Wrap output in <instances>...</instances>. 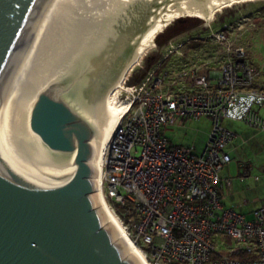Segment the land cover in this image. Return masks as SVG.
Returning <instances> with one entry per match:
<instances>
[{
	"label": "built area",
	"instance_id": "built-area-1",
	"mask_svg": "<svg viewBox=\"0 0 264 264\" xmlns=\"http://www.w3.org/2000/svg\"><path fill=\"white\" fill-rule=\"evenodd\" d=\"M234 54L207 73L150 70L129 86L132 100L107 144L101 189L149 264H264V205L246 218L225 207L218 191L235 137L222 120L264 132L256 113L264 102V88L256 87L262 67L249 64L242 48ZM200 117L211 121L200 151L169 144L166 126Z\"/></svg>",
	"mask_w": 264,
	"mask_h": 264
},
{
	"label": "water",
	"instance_id": "water-1",
	"mask_svg": "<svg viewBox=\"0 0 264 264\" xmlns=\"http://www.w3.org/2000/svg\"><path fill=\"white\" fill-rule=\"evenodd\" d=\"M56 1L0 0V264H141L95 197L104 52L80 42L47 78L15 75Z\"/></svg>",
	"mask_w": 264,
	"mask_h": 264
},
{
	"label": "bare ground",
	"instance_id": "bare-ground-1",
	"mask_svg": "<svg viewBox=\"0 0 264 264\" xmlns=\"http://www.w3.org/2000/svg\"><path fill=\"white\" fill-rule=\"evenodd\" d=\"M239 1L246 0H57L43 19L15 73L28 83L45 79L55 72L80 42H90L104 52L105 59L95 84L91 106L97 127L93 160L97 186L95 197L104 216L141 264L149 263L112 214L101 189V165L107 144L132 100L131 87L122 86L124 93L130 94L131 98L121 102L115 101L112 92L121 87L132 65L150 47L152 37L171 20L183 14L208 19L219 7ZM157 4H162L159 13H156L158 17L146 20L145 17L151 15L149 10ZM123 46L128 49V57L110 72L108 68L113 64L114 56ZM109 73L112 75L109 76Z\"/></svg>",
	"mask_w": 264,
	"mask_h": 264
},
{
	"label": "rangeland",
	"instance_id": "rangeland-1",
	"mask_svg": "<svg viewBox=\"0 0 264 264\" xmlns=\"http://www.w3.org/2000/svg\"><path fill=\"white\" fill-rule=\"evenodd\" d=\"M161 7L162 4H157L151 8V15L146 16V20H155ZM220 32L225 35V39L216 38ZM151 41L150 47L127 72L121 87L112 92L116 102L131 98L130 94L124 93L122 86H132L129 80L146 75L150 70H154L155 75L163 72L172 75L182 69L207 73L218 69L228 59L236 58L234 51L237 48L243 49L245 59L252 66L264 63V0H246L223 5L208 19L195 14H183L171 20ZM127 52L128 49L124 46L118 49L113 64L108 68L110 72L128 57ZM110 75L112 74L109 73ZM221 124L237 134L250 135L254 131L240 121L223 119ZM210 126L211 121L205 117H200L198 122L185 120L182 123L178 120L175 124L166 126L164 134L171 145L187 146L194 143L199 149L204 146ZM247 146L239 149L238 155L232 157L230 164L223 167L220 176L233 177V188L222 199L224 206L233 207L244 213L246 218H250L253 208L264 205V182L262 179L255 181L252 178L258 173L257 157L262 156L258 154L256 146ZM237 157L240 163L253 166L250 170L251 177L244 181H239V176L243 175L240 171L245 167L238 170ZM218 191L221 193L220 189ZM243 201L246 204H242Z\"/></svg>",
	"mask_w": 264,
	"mask_h": 264
},
{
	"label": "crops",
	"instance_id": "crops-1",
	"mask_svg": "<svg viewBox=\"0 0 264 264\" xmlns=\"http://www.w3.org/2000/svg\"><path fill=\"white\" fill-rule=\"evenodd\" d=\"M255 67H262V73H261L260 78L256 82V87L258 89H263L264 88V63H262L261 65H256ZM256 112L260 118L264 119V102L262 103L261 106H259L256 109ZM180 122L184 123L185 120L184 121L181 120ZM195 122H198V121H195ZM225 128L232 131L229 127H225ZM233 133L235 134V137L231 140V142H229L227 144V146L225 148V151L231 157V161H232V157H234L235 155H238L239 149L242 148L243 146L249 145L247 147H250V148H252L251 146H254V147L256 146L258 154H260L262 157H260V158L257 157L258 173L254 174L252 178L254 180L255 176H259L260 177L259 180L262 179V181H263V177H264V157H263L264 156V132L257 130V129H254V131H252V133L250 135H246L244 133H241V134H237L235 132H233ZM192 144L194 145L196 151H199L200 149H202L201 147L199 149H197L196 145L194 143H192ZM176 146H179V145H176ZM261 152H263V153H261ZM238 158L239 157L236 158V162H237L236 165L238 166V170H239V168L241 169L243 166L245 167V168H243L242 171H240V172H242L243 175L239 176V179H240L239 181H244L246 178L251 177V171L250 170L253 168V166H251L247 163H240L239 162L240 159H238ZM230 162H229V164H230ZM220 179L221 180H220L218 189H220V192H221L219 194H220L221 202H222V199L224 198L225 193H229L230 190H232V188H233V181H232L233 177L220 176ZM227 179H229V183H226ZM255 181H257V180H255ZM222 204L224 205L223 202H222ZM242 204H246V201H243ZM261 205H263V204H260L257 207L253 208L251 210V212ZM229 208H231L235 211H238L237 209H235L233 207H229ZM238 212H240V211H238ZM251 212H250V214H251ZM240 213H242V212H240ZM242 214H244V213H242Z\"/></svg>",
	"mask_w": 264,
	"mask_h": 264
},
{
	"label": "trees",
	"instance_id": "trees-1",
	"mask_svg": "<svg viewBox=\"0 0 264 264\" xmlns=\"http://www.w3.org/2000/svg\"><path fill=\"white\" fill-rule=\"evenodd\" d=\"M145 75H142L140 76L139 78L135 79V80H129V83L131 84H138L143 78H144Z\"/></svg>",
	"mask_w": 264,
	"mask_h": 264
}]
</instances>
